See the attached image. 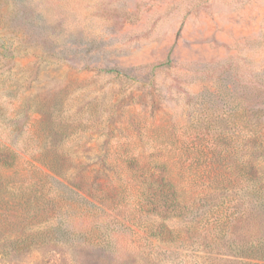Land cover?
<instances>
[{
	"label": "rangeland",
	"instance_id": "1",
	"mask_svg": "<svg viewBox=\"0 0 264 264\" xmlns=\"http://www.w3.org/2000/svg\"><path fill=\"white\" fill-rule=\"evenodd\" d=\"M221 131L264 134V0H0V264H264L199 204L152 235V182L185 190L187 148Z\"/></svg>",
	"mask_w": 264,
	"mask_h": 264
},
{
	"label": "trees",
	"instance_id": "2",
	"mask_svg": "<svg viewBox=\"0 0 264 264\" xmlns=\"http://www.w3.org/2000/svg\"><path fill=\"white\" fill-rule=\"evenodd\" d=\"M233 135L234 133L221 131L218 136L213 135L209 138L205 134L201 139L204 144L202 150L197 148L195 143L190 144L187 149L188 152L192 151L194 157L192 161L184 162L185 171L190 173V176L186 178L188 185L185 184V190L182 185V192L177 190L176 181L170 173L171 179L166 184H164L166 182L164 176L160 177L161 179L157 177L152 182L153 188L147 190L149 193L147 200L154 208L155 213L158 214V219H161L162 214L168 216L165 218V221L167 220V222L164 221L165 225L153 226L152 235L162 238L164 229L168 230V234L173 235L174 230L168 227V223L177 216L176 211L182 212V220L187 228L191 227L193 219L189 214H196L194 205L199 204L200 208L197 211H202L200 213L204 227L202 232L212 236L211 242L220 245L233 228L243 230L252 227L251 229L257 232V235L246 236L247 239L242 243L231 245V247H234L238 253H243L245 258L264 261V206L261 205V201L264 199H261L259 208L254 206L253 210L247 209L239 214L233 206L230 194L225 193L227 190L235 188L236 192H244L243 194L250 196L261 195L264 190V180L262 179L264 162H260L262 160L257 156L254 157V154H259L264 149V134L245 136L242 142ZM211 141L213 144H209ZM241 145L247 147V151L251 150L252 155L240 150ZM110 153L109 149L106 150V155H110ZM170 153L175 154L176 152L170 151ZM208 153L212 156L210 162L206 163L203 161V156L201 158L200 156ZM165 166L169 171L167 165ZM155 172H157L156 169H154L153 175ZM207 181L217 184V188L213 192L199 191L194 200L190 199L189 190L186 192V187L192 186L198 189L200 185L204 186L205 183H208ZM252 218L254 219L253 225L249 224V219ZM210 226H213L215 230Z\"/></svg>",
	"mask_w": 264,
	"mask_h": 264
}]
</instances>
